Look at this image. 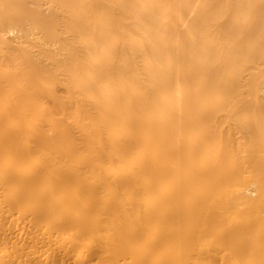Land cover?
Instances as JSON below:
<instances>
[{"label":"rangeland","instance_id":"1","mask_svg":"<svg viewBox=\"0 0 264 264\" xmlns=\"http://www.w3.org/2000/svg\"><path fill=\"white\" fill-rule=\"evenodd\" d=\"M64 1L0 0V173L6 184L19 187L15 173L23 171L31 183L52 184L65 198L90 191L108 207L113 196L102 185L142 163L141 180L154 175L177 182L174 188L179 183V195L167 197L171 209L205 208L179 227L208 225L218 210L235 217L230 239L206 231L208 251L200 264H264V0ZM90 57L98 59L96 68ZM130 159L139 163L134 167ZM115 187L114 195L122 193ZM124 195L117 201L128 204L137 193ZM3 209L10 217L0 213V225L7 228L26 217L16 206ZM37 217L28 215L29 224L36 226ZM50 235L64 237L57 229ZM218 241L236 250L232 257L221 261ZM21 247L11 250L32 260L28 264L40 262L37 254L27 261L30 248ZM55 254L52 263L63 264Z\"/></svg>","mask_w":264,"mask_h":264},{"label":"bare ground","instance_id":"2","mask_svg":"<svg viewBox=\"0 0 264 264\" xmlns=\"http://www.w3.org/2000/svg\"><path fill=\"white\" fill-rule=\"evenodd\" d=\"M63 2H66V1L63 0ZM71 2L72 1H70V3ZM76 3L79 4V2H76ZM66 4H68V3H66ZM124 6H128V5H124ZM78 7H77V10H78ZM128 7H130V6H128ZM68 9H69V7H68ZM125 9H128V8L125 7ZM72 10H74V9H70V11H72ZM146 10H148V8ZM132 23H133V21H132ZM102 34H104V33H102ZM190 35H191V33H190ZM98 38H99V36H98ZM200 41H202V40H200ZM203 41H202V43L205 42V41L204 42ZM102 42H101V45H98L99 46L98 49L100 48V46H103ZM108 43H106V45ZM142 45H144V44H142ZM142 45L140 44V48L143 47ZM134 46H136V45H134ZM92 47L93 46H91L90 49ZM103 47H101V48H103ZM109 47L106 49L111 48V47L110 48ZM149 47H151V46H149ZM140 48L139 49L137 48V50H139V52H141L143 50L142 48H141L142 50ZM144 48H146V47H144ZM126 50H128V49H126ZM152 50H153V48H152ZM101 51H102V49H101ZM103 51H104V49H103ZM106 51L108 52V50H106ZM122 51H123V49H122ZM107 52H103L105 56L107 55L106 54ZM134 52H136V50H134ZM108 54L111 57L112 52H111V54L108 52ZM134 54H136V53H134ZM156 54H158V53L156 52L155 55ZM68 55H70V53ZM138 55H140V54L138 53ZM94 56L96 57V55H93V57ZM109 56H106V57H109ZM68 57H70V60H71V56H68ZM140 57L142 58L143 56L141 55ZM91 59H92L91 61H92L93 65H96V63L98 64L97 58H91ZM120 59H122V58H120ZM142 59L144 61V57ZM109 60H106V61H109ZM82 62H83V59H82ZM89 62H90V59H89ZM71 64H72V62H71ZM73 65H71V66H73ZM85 66L86 65H84V67ZM96 67H97V65L95 67H92V68H96ZM98 67L100 70H103V68L102 69L100 68L101 65L100 66L98 65ZM148 67H150V66H148ZM92 68H90V71ZM67 69H69V67ZM67 69H64V70L66 71ZM99 69L97 68V72H96V70H95V72L99 73L98 72ZM120 69H122V67ZM74 70H76V67ZM152 70H154V69H152ZM92 71H93V69H92ZM103 71H101V72H103ZM148 71H149V69H148ZM67 72H68V70H67ZM86 72H87V70H86ZM10 74H12V73H10ZM72 75H73V73H72ZM72 75H70V76L72 77ZM150 75L152 76V73H150ZM150 78H152V77H150ZM152 79H155V78L153 77ZM152 79H150V81ZM95 80H97V79H95ZM91 81H93V80H91ZM152 81H155V80H152ZM160 81H163V80L160 79L158 82H160ZM155 83H156V81H155ZM155 83H152V84H155ZM186 83H187V81H186ZM90 84L94 85L93 83H90ZM135 84H136V82H135ZM77 85H79V84H77ZM97 85L99 86L100 84L97 83ZM104 85H102V87ZM163 85H165V84L163 83ZM79 86H81V85H79ZM171 86H170V88H172ZM7 87H8V85H7ZM104 88L108 89V86L107 87L104 86ZM104 88H103V90H104ZM128 88H129V86H128ZM9 89H10V87H9ZM85 89H87V87ZM183 89H186V88H183ZM83 90H84V88H83ZM110 90H112V89H110ZM132 90H133V88H132ZM171 90H173V89H171ZM109 91H108V93H109ZM113 91H115V90L113 89ZM139 93H141V92L138 91V94ZM176 94H177V92H176ZM92 95L95 96L93 93H92ZM86 96L88 97V95H86ZM103 96H106V95L103 94ZM108 96H106V97H108ZM96 97H97L96 100H99L98 99L99 96L96 95ZM153 97H152V99H153ZM93 99L94 98H92L91 102L90 101L89 102L93 103L92 102ZM109 99H111V98H109ZM112 100H113V98H112ZM101 101H99V102H101ZM104 101H105V99H104ZM96 102H98V101H96ZM2 104H3V102H2ZM142 108H143V106H142ZM140 110L145 111L144 108L143 109L138 108V111H140ZM101 119H103V118H101ZM180 120H182V119H180ZM119 126L120 125H117L115 127V130H119V128H120ZM142 141H143V143L147 142L144 137L142 138ZM130 163L135 167L134 163L137 164V163H139V161L138 160L136 161L135 159H133V160H131ZM152 164H154V163H152ZM138 165L141 166L142 163L137 164V166ZM140 166L135 167L136 170H133L132 168H131L132 170L131 169L126 170L125 175H121V176L114 175L113 179L111 181V184L116 183L115 189H119L120 188L119 184H120L122 186V193L126 195V198H127V196H131V194L134 195L136 193L138 195V198H140L139 195H142L143 198H141V200L138 201V200H136L137 195H135L134 196L135 198L133 197V201L135 199L137 202L135 201L134 203H130V202H133L131 200L132 196H131V198L128 197L130 200L128 204H127L128 200H126V199H125V202L127 201L126 204H124L123 202H118L119 201L118 200L119 199L118 194H120V195L122 194L121 190H120V193H118V194L116 193V195H114V192H116V190L114 191L113 189L110 188L111 184H109V185L105 184L104 186L102 185V187H108L109 194L112 195L113 197L117 196V199L115 198L116 201L112 197V201H109V203H107V204H110V202H112V204L108 207L103 205V203L96 196H93L90 191H88L87 193H84L81 190L77 189L76 193H74L73 195L70 194L71 195L70 198L69 197L65 198L66 196L64 197V195H62V194H61L62 196L59 195L60 194L59 191L55 190L56 186L54 187V185H52V184H50V185L46 184V185L42 186L39 184L31 183L32 179L29 177V175L27 173H25L23 171H22V173L21 172L15 173V176L17 175L18 178L20 179V182H21V185L19 184V187L7 185L8 183H7V181H5V179L3 177L4 174L0 173V213H1V215L3 217L9 216L8 215V209L7 210L3 209V205L5 203L10 205L11 207L16 206V208H21L22 210L26 211V217L23 216V219L21 218L22 221L15 222V224L12 228H7L4 225H0V264H26V263L28 264L29 262L31 263V261H32L31 258L34 257L35 254L41 255V257H42L41 258L39 256L42 261L40 260V262H36V263H38V264L39 263L40 264H53L50 257L53 256V254H55V253L58 255V261H60L63 264L65 262L66 263L68 262V264H111L112 263V262H110L111 260L112 261L115 260L116 264H118L117 262L120 263L121 262L120 260H122V262L120 264H128V262H130V261H131L130 264H198L199 259L202 258L205 254H207V251H208V247H207V245H205V244H207V241H206V243H203V242H205V240H207V239H205V236H206L208 231H213L215 233H219V234L223 235L224 237L226 236L230 239V236L233 234L231 231V228L235 225V217L231 218V219H229V218L227 219L226 217H229V214L228 213L224 214V212L222 214L220 212L221 210L220 211L218 210L219 211L218 212L215 209L216 212L215 213L213 212L214 213V215L212 217L213 220H212V222L209 221L210 224H208V225H206L205 222H200V223H198L199 225L194 229L191 227H188V228L179 227L181 224L184 225L186 220L188 218H190L193 214L195 215L196 213H198L200 215L201 213H203L202 211H204L205 208L204 209H202V207L199 208L200 206L192 208L190 206H187V204H182L179 206V208L171 209L170 205H172V204L166 202V201H168L167 197H170V196L174 197L176 193H178V195H179L180 190H178L179 188H177V187H180L179 183H178V186L176 188H174L173 185H175L177 182L173 183V181L171 182L170 180H169V182L163 180L164 181L163 182L162 178H160V179L157 178V179L152 180V177L154 175L151 177V179H150L151 181L150 180L144 181L143 179L141 180V176H139L140 175L139 173L141 172L139 170ZM149 174H150V172H149ZM150 176H151V174H150ZM132 180H134V181H132ZM194 180H195V178H194ZM198 181H199V178H198ZM137 182H138V184H137ZM86 183H88V182H86ZM105 183H107V182H105ZM117 183H118V185H117ZM90 184H91V188H93L97 185L94 182H92ZM82 185H84V184H82ZM252 186L254 187V185H252ZM252 186H250V187L252 188ZM117 187H119V188H117ZM187 188H191V187H187ZM56 189H57V187H56ZM110 189L113 190L114 192L111 191ZM204 190H207V189H204ZM104 191L107 192L106 189H104ZM177 191H179V192H177ZM190 191H191V189H190ZM244 191H247V190L245 189ZM111 193H113V194H111ZM186 193H187V191H186ZM237 193H239V194L243 193V188L238 189ZM2 194H4V196ZM178 195L176 194V196H178ZM194 196H196V195H194ZM196 197H199V196H196ZM210 197H211V195H210ZM201 198H202V196H201ZM122 199H123V195H122ZM97 200H99V201H97ZM199 200H197V201L200 203ZM201 200L204 203L205 200L204 201H203V199H201ZM113 202H114V204H113ZM198 202H197V204H198ZM175 205H177V204H175ZM204 206L205 205H203V207ZM201 209H202V211L200 213ZM94 213H95V215H92ZM210 213L207 212L206 214L208 215ZM213 213H211V214H213ZM229 213H235V211L231 210ZM6 214H7V216H5ZM28 215H29V219L32 218L31 220H33V219L35 220V218L37 216H39L37 218H41V219H39L40 222H38L37 224L35 223L36 226H33L32 223L29 224V220L27 219ZM201 215H203V214H201ZM196 216H198V215H196ZM206 218L209 219V217H206ZM202 219H203V216L201 217V220ZM221 220H222V224L219 222V224L217 225L216 223L218 221H221ZM28 224L29 225L32 224L31 226H33V228L30 227ZM28 226L32 229H29ZM67 227L69 229L66 230L65 228H67ZM55 229H57L58 231L60 230L62 236H64L61 240L55 239L54 236L50 235V231L55 230ZM12 232H19L18 233L19 236L15 237L14 239H7L6 235L10 234ZM76 236H82V239L79 240ZM207 236H208V234H207ZM221 238H222V236H221ZM35 240H38L40 242L37 241L38 242V243L36 242L37 244H33V242H35ZM47 241L55 243L56 246H54L50 249L49 248L43 249L42 248L43 246L41 247V245H43V243H45ZM227 241L228 240L226 239V242ZM222 242L224 243V241H222ZM39 243H42V244L38 246ZM168 243H173L174 246L173 247L167 246ZM218 245H219V247H218L219 258L221 259V261L225 257L231 256L230 254L236 251V250H233L232 252H229L228 251L229 249L224 248V244H221V242H219V241H218ZM21 246L22 247L25 246L26 249L30 248L28 255L26 256V260L27 261L31 260V261L26 262L25 259H22L20 257V255L17 254V252L15 253L14 249L16 247L19 248ZM166 246H167V248H166ZM215 246H217V245H215ZM11 247H14V249H13L14 251L11 250L12 249ZM70 248H72L73 251H71ZM216 254H218V253H216ZM55 257L57 258V256H55ZM100 258H102L101 261H100ZM204 258H206V257H204ZM127 259L128 260L130 259V260L127 262L126 261Z\"/></svg>","mask_w":264,"mask_h":264}]
</instances>
